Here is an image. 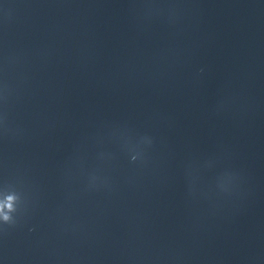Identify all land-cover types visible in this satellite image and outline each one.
Segmentation results:
<instances>
[{
	"label": "clouds",
	"instance_id": "9594fccd",
	"mask_svg": "<svg viewBox=\"0 0 264 264\" xmlns=\"http://www.w3.org/2000/svg\"><path fill=\"white\" fill-rule=\"evenodd\" d=\"M5 219H7V216H5Z\"/></svg>",
	"mask_w": 264,
	"mask_h": 264
}]
</instances>
